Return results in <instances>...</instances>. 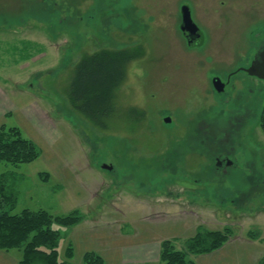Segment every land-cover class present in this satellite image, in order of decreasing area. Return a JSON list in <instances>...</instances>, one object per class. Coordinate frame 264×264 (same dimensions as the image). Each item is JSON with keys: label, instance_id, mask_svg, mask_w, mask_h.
Wrapping results in <instances>:
<instances>
[{"label": "rangeland", "instance_id": "374dc122", "mask_svg": "<svg viewBox=\"0 0 264 264\" xmlns=\"http://www.w3.org/2000/svg\"><path fill=\"white\" fill-rule=\"evenodd\" d=\"M182 3L205 37L193 51L177 29ZM263 42L264 0H0V126L17 128L39 149L29 164H0L13 204L4 210L78 211L77 225H53L58 261L67 264H84L87 253L104 264H160L162 241L182 250L198 229L225 228L231 236L219 250L189 259L258 264L264 80L240 69ZM135 45L145 55L128 66L118 111L100 131L67 103L73 66L85 54ZM234 72L223 94L212 92L213 76L225 82ZM206 112L207 153L197 132ZM188 134L196 152L182 148ZM224 152L236 165L227 176L214 169ZM20 259L16 249L0 251V264Z\"/></svg>", "mask_w": 264, "mask_h": 264}, {"label": "trees", "instance_id": "16d2710c", "mask_svg": "<svg viewBox=\"0 0 264 264\" xmlns=\"http://www.w3.org/2000/svg\"><path fill=\"white\" fill-rule=\"evenodd\" d=\"M144 55V48L135 45L81 56L73 66L66 92L67 103L72 111L94 128L106 131L107 122L118 111L116 98L126 80L127 68ZM258 125L264 136V103ZM204 142L202 139L200 144ZM38 156L39 149L32 141L23 138L17 128L0 126V164H29ZM7 191L4 178L0 176V251H20L21 259L17 264H67L58 261L56 247L59 232L53 229V225L67 228L75 226L82 220L79 212L73 211L66 216H52L44 210H24L19 214H10L4 210V207H9V210L13 207ZM230 236L229 228L221 231L198 229L182 250H177L171 241H162L159 263L194 264L189 256L213 253ZM70 257L71 249L68 248L67 260ZM83 263L104 264L99 256L92 253L83 256ZM258 264H264V257Z\"/></svg>", "mask_w": 264, "mask_h": 264}, {"label": "flooded vegetation", "instance_id": "af4514ba", "mask_svg": "<svg viewBox=\"0 0 264 264\" xmlns=\"http://www.w3.org/2000/svg\"><path fill=\"white\" fill-rule=\"evenodd\" d=\"M183 6H187L188 7V9L190 11V16H191V10H190L189 6L186 3L180 4V6L178 8V28L177 29H178V33H179V36H180V40H181L184 48H186V50H188V51H193V50L201 48L204 45L205 37H204V33H203L202 29L195 23V21L192 19V16H191V19H192L193 23L199 29V37H197V35H194V33H189V32L183 33L181 31V26H182L181 8ZM253 58H254V56L250 60L248 66L245 67V69H247L250 66V63L252 62ZM245 69H240V71L245 73V71H244ZM206 72H207V67H206V70L203 72V74H206ZM235 73L236 72L228 74L226 76L225 82H223L222 79L219 76H216V75L213 76L212 79H211V82H210L211 83L212 92H214L216 94H223V91L226 90V86H227L226 83L227 82L229 83L231 77ZM203 77H204V75H203ZM248 77H250V76H248ZM215 78L219 79L220 81H222L221 83L224 84V88H223V91L221 93L215 92V89H214L213 84H212V80L215 79ZM251 78H254V77H251ZM130 114L134 115L133 112H130ZM146 115H147V113L142 111L141 114H140V120H143V118ZM166 119H168L166 116L161 117V121L163 122V124L166 125V126L167 125H171V120L168 119L169 121L167 122V121H165ZM200 120L203 121L204 124L202 122L198 123L201 127L200 128L197 127L198 131H197V129H195V130L197 132H202L201 136L205 137V139H204L205 140V142H204L205 145L204 144L203 145H204V148H205V152L207 153V112L205 113V115L202 118L199 119V121ZM209 130L213 131L212 129H209ZM220 130L221 129H216L215 131L218 132ZM224 131H226V130H224ZM194 136H195V134H188V139L182 145V148L187 150L189 153L196 152L195 151V145H194V142H193L194 141V138H193ZM176 156H177V153H175V157ZM230 158H231V153L229 154V152H224L223 154H220V155L218 154V155L214 156V161H215V166H214L215 168L214 169H216V171H221L222 175L227 176L226 174H227V171L229 169L234 170L236 168V165L234 164L233 161H231ZM106 167H110L111 171L113 170V167H111V166H106Z\"/></svg>", "mask_w": 264, "mask_h": 264}, {"label": "water", "instance_id": "95a60500", "mask_svg": "<svg viewBox=\"0 0 264 264\" xmlns=\"http://www.w3.org/2000/svg\"><path fill=\"white\" fill-rule=\"evenodd\" d=\"M181 18H182V26L181 31L183 33L189 32L194 33L199 37V29L193 23L190 11L187 6H183L181 8ZM245 73L250 76L257 78L259 80H264V42L261 44V47L258 49L256 55L254 56L250 66L244 70ZM213 87L217 93H221L224 88V84L217 78L212 80ZM165 121H169L166 119ZM105 170H111L110 167L103 166Z\"/></svg>", "mask_w": 264, "mask_h": 264}, {"label": "crops", "instance_id": "0c3cea01", "mask_svg": "<svg viewBox=\"0 0 264 264\" xmlns=\"http://www.w3.org/2000/svg\"><path fill=\"white\" fill-rule=\"evenodd\" d=\"M160 243L158 244V246H155V254H156V256L158 257V255H159V250H160ZM145 251H148V250H145ZM138 261L139 260H137V261H133V262H137L138 263ZM139 262H141V261H139ZM158 262H159V260H158Z\"/></svg>", "mask_w": 264, "mask_h": 264}]
</instances>
